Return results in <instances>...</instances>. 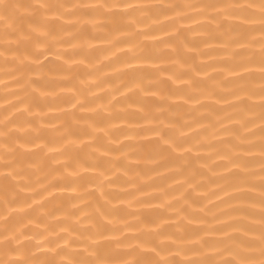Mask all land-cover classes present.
<instances>
[{
    "label": "clouds",
    "instance_id": "1",
    "mask_svg": "<svg viewBox=\"0 0 264 264\" xmlns=\"http://www.w3.org/2000/svg\"><path fill=\"white\" fill-rule=\"evenodd\" d=\"M0 264H264V0H0Z\"/></svg>",
    "mask_w": 264,
    "mask_h": 264
}]
</instances>
